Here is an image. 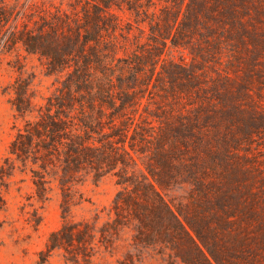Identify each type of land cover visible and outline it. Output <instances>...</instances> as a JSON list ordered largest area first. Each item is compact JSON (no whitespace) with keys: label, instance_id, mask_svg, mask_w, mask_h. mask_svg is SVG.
<instances>
[{"label":"rangeland","instance_id":"obj_1","mask_svg":"<svg viewBox=\"0 0 264 264\" xmlns=\"http://www.w3.org/2000/svg\"><path fill=\"white\" fill-rule=\"evenodd\" d=\"M115 2L119 38L104 31L103 50L114 40L117 59L91 65L93 85L69 101L77 65L29 52L15 26L57 22L58 50L102 2L0 0V264L43 251L46 264H264V0ZM22 96L34 113L15 109ZM41 112L72 115L93 160L61 178L42 147L7 159ZM85 221L95 230L83 247ZM62 228L74 239L61 231L49 249Z\"/></svg>","mask_w":264,"mask_h":264},{"label":"trees","instance_id":"obj_2","mask_svg":"<svg viewBox=\"0 0 264 264\" xmlns=\"http://www.w3.org/2000/svg\"><path fill=\"white\" fill-rule=\"evenodd\" d=\"M100 1L102 4H95L93 10L85 7L83 17L77 16L81 20L77 21L75 25L72 24L69 32L62 33V46L64 47L61 46L58 50H54L56 49L54 45L58 43L61 27L56 26L57 22L52 21L50 23L47 19H44L45 24L38 32L30 28L21 31L18 28L19 24L15 26L19 30L18 35L14 36L15 43L22 42L29 52H39L46 55L50 65H77L73 70L68 71L72 75L66 83L69 90V101L71 91L79 90L78 88L82 89L84 85L86 88L93 85L96 78L94 76L88 77L89 73L93 74L91 70H89V75L87 74L88 69L92 68L91 65H109L117 59L119 49L118 43L114 40H109V48L103 50L104 42H106L104 31L119 38L116 34L119 28V20L115 13L110 10L117 3L115 0ZM1 14L5 16L7 13L3 11ZM46 26L50 30H47ZM158 30L162 41L166 42L169 37L167 31L163 33L160 29ZM139 62L144 63L141 59ZM96 70L98 71V69ZM105 78L108 80V84H111L112 78H110V75L105 76ZM99 87L101 89L98 94H102L103 97L107 87L105 85ZM102 87L104 88L102 89ZM22 98L23 96L12 100L15 109L22 115L29 112L34 113L35 109L32 107L31 101H25ZM28 123L29 126L26 128V132L21 128L19 129L17 136L11 143L10 155L7 156V159L12 161L16 159L24 160L36 148L42 147L43 160L46 164L53 163L52 168L54 170L58 169V162L63 164L65 171L61 174V178H65L64 174L69 172L74 165L77 166L84 160H93L90 158L93 147L87 145V140L80 134L78 124L73 120L72 115L67 113L66 118H56L48 114V117H45L41 112L40 115H37V119H30ZM88 124L92 126V121H89ZM37 184L40 190L45 189L43 182H37ZM94 230L95 224L89 221L83 222L81 228L78 227L76 236H78L77 240L81 243V246H86V242L93 238ZM61 231L66 232L64 238L74 239L69 228L65 230L62 228L52 233L49 249L61 246L59 239H57V235ZM45 255L46 252L43 251L35 264H46L48 257Z\"/></svg>","mask_w":264,"mask_h":264}]
</instances>
